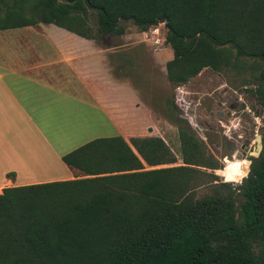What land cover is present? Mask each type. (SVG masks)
<instances>
[{"label":"trees","instance_id":"16d2710c","mask_svg":"<svg viewBox=\"0 0 264 264\" xmlns=\"http://www.w3.org/2000/svg\"><path fill=\"white\" fill-rule=\"evenodd\" d=\"M159 16L167 81L234 72L264 127V0H0V28L52 23L93 39ZM169 106L180 164L158 136L97 137L61 156L82 176L2 187L0 264H264V136L247 176L226 183Z\"/></svg>","mask_w":264,"mask_h":264},{"label":"crops","instance_id":"0c3cea01","mask_svg":"<svg viewBox=\"0 0 264 264\" xmlns=\"http://www.w3.org/2000/svg\"><path fill=\"white\" fill-rule=\"evenodd\" d=\"M123 34L98 42L52 23L0 28V190L82 176L63 154L140 129L124 126L126 84L114 72L123 45L108 40Z\"/></svg>","mask_w":264,"mask_h":264},{"label":"rangeland","instance_id":"374dc122","mask_svg":"<svg viewBox=\"0 0 264 264\" xmlns=\"http://www.w3.org/2000/svg\"><path fill=\"white\" fill-rule=\"evenodd\" d=\"M164 33L161 23L139 31L127 21L121 37L108 38L110 43L118 41L123 45L119 54L124 55L125 61L114 72L126 84L124 126L140 128L125 130L122 136L126 140L130 136H158L175 155L174 164H180L176 127L167 118L172 102L203 140L207 152L219 160L221 168L214 172L225 181L223 170L228 163L249 162V157L255 156L256 139L259 137L261 142L264 136L262 107L245 91L250 85L238 86L231 71L202 68L186 83L171 85L164 69L165 61L171 58L170 48L163 43ZM74 125L89 129V124L83 121H76ZM226 133L230 138L225 137ZM241 170L247 171V168Z\"/></svg>","mask_w":264,"mask_h":264},{"label":"clouds","instance_id":"9594fccd","mask_svg":"<svg viewBox=\"0 0 264 264\" xmlns=\"http://www.w3.org/2000/svg\"><path fill=\"white\" fill-rule=\"evenodd\" d=\"M250 162L248 161H240L235 164L236 171L229 172L224 176V180L226 183H234L239 184L242 182V179L247 176V171L241 170L246 169Z\"/></svg>","mask_w":264,"mask_h":264},{"label":"water","instance_id":"95a60500","mask_svg":"<svg viewBox=\"0 0 264 264\" xmlns=\"http://www.w3.org/2000/svg\"><path fill=\"white\" fill-rule=\"evenodd\" d=\"M122 19H123L122 17H119V18L117 19V21H118V20H122ZM153 23H154V24L161 23V24L163 25L164 28H167V19H166V17H164V16H159V17L153 19ZM189 38H190V37H185L186 40H188ZM256 142H257V144H256V149H255V156L258 155V153H259V151H260V149H261V142H260V138H259V137H257ZM249 162H250V161H249ZM247 169H248V167H247Z\"/></svg>","mask_w":264,"mask_h":264},{"label":"bare ground","instance_id":"6f19581e","mask_svg":"<svg viewBox=\"0 0 264 264\" xmlns=\"http://www.w3.org/2000/svg\"><path fill=\"white\" fill-rule=\"evenodd\" d=\"M237 162H230V163H228L227 164V166L224 168V170H223V174H224V176L225 175H227L229 172H234V171H236V169H235V164H236Z\"/></svg>","mask_w":264,"mask_h":264},{"label":"built area","instance_id":"2783aa9c","mask_svg":"<svg viewBox=\"0 0 264 264\" xmlns=\"http://www.w3.org/2000/svg\"><path fill=\"white\" fill-rule=\"evenodd\" d=\"M228 128V127H227ZM227 132V131H226ZM225 137L228 139L230 138V136L226 133Z\"/></svg>","mask_w":264,"mask_h":264},{"label":"flooded vegetation","instance_id":"af4514ba","mask_svg":"<svg viewBox=\"0 0 264 264\" xmlns=\"http://www.w3.org/2000/svg\"><path fill=\"white\" fill-rule=\"evenodd\" d=\"M243 161H245V160H243Z\"/></svg>","mask_w":264,"mask_h":264}]
</instances>
